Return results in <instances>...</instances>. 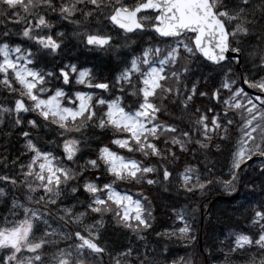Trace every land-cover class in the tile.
I'll list each match as a JSON object with an SVG mask.
<instances>
[{
	"label": "snow or ice",
	"instance_id": "6c2138e0",
	"mask_svg": "<svg viewBox=\"0 0 264 264\" xmlns=\"http://www.w3.org/2000/svg\"><path fill=\"white\" fill-rule=\"evenodd\" d=\"M54 21L75 25L87 47L117 55L113 28L122 30L126 40L127 34H147L155 46L150 41L143 49H131V58L121 60L123 70L112 83L73 63L41 69L40 60L57 54L66 35L53 34ZM13 36L27 46L14 43ZM242 57L253 65L251 74L241 77L251 92L236 87L233 78L232 65ZM198 61L228 68L215 91L206 85L201 90L200 81L191 79ZM73 78L83 88L73 90ZM95 90L100 94L94 98ZM4 93L9 106L0 104V121L6 118L21 129L24 143L16 159L0 157V198L7 208L0 217V264H104L105 255L111 264H192L184 257L169 261L149 248L146 239L154 232L165 253L173 239L195 240L184 213H175L183 226L174 222L171 229L156 231L147 197L121 191L119 185L171 184L173 171L163 166L161 180L152 158L176 163L190 145L208 152L217 140L229 144L230 179H209L189 162L178 173V191L203 195L219 184L232 192L253 161H259L264 175V0H0ZM197 96L216 103L194 107ZM132 97L126 106L124 101ZM169 100L190 112L186 129L160 120ZM221 104L223 110L217 111ZM50 128L60 138L54 141L57 152L32 136V130ZM97 136L109 143L100 141L93 150L92 137ZM215 147L221 150L219 143ZM17 190L23 198L13 194L8 207L6 197ZM109 216L130 244L133 237L144 241L142 252L139 246L120 251L101 244ZM250 222L258 230L233 232L230 247L221 249L223 264H233L234 254L245 257L243 264H264V201L252 208Z\"/></svg>",
	"mask_w": 264,
	"mask_h": 264
},
{
	"label": "trees",
	"instance_id": "16d2710c",
	"mask_svg": "<svg viewBox=\"0 0 264 264\" xmlns=\"http://www.w3.org/2000/svg\"><path fill=\"white\" fill-rule=\"evenodd\" d=\"M93 23L95 24V21H93ZM105 23L109 25V22ZM63 25L69 28L67 37L63 39L62 44V46H65L64 50L66 51V55L59 57L55 54L54 56L48 55L44 57L39 62V67L41 69H44L45 64H47V70H52L58 64L73 63L84 68L92 69L94 76H100L99 69H101L103 66L108 67V72H113L115 70L122 71L123 64H121V60H123L125 56H128L129 59L131 58V49H143L144 47L148 46L150 41L153 46H155V40H152V38L147 34H127L130 39L126 40V34L117 30L119 34L117 33L115 35L114 40L116 44L120 46V55H117L115 51H102V53H93L92 51L86 52L80 37L75 34L76 26L69 24ZM84 30L85 29L83 27L79 29V31ZM112 32H114V28ZM12 38L16 37L13 36ZM23 42L25 46H27L28 42ZM161 46L163 47V45ZM182 63H187V61H182ZM252 67L253 65L251 60H246L243 57L240 72L235 69L234 64L232 65V70L235 74L233 78L237 81L236 87H243L247 91L251 92V89H248L246 84H243V82L241 83V77L251 74ZM227 72V67L221 70L215 66L198 61L192 65L191 79L193 81H200L201 90H205L204 86L206 85L208 89L215 91V88L219 87L220 81L224 79V73ZM107 78L109 83L113 82L112 80H109V77ZM65 87L67 90V86ZM78 88H83V86L77 85L73 82L72 89L75 90ZM103 95L107 97L109 96V93H103ZM134 100L135 98L132 97L130 99H126L124 103L126 106H130ZM215 103V101H209L207 97L201 98L197 96L194 107L203 108L204 106H212ZM0 104L9 106L6 93L0 94ZM163 107L166 108V112H162L160 114V120L162 122H173L181 129H186L189 127L188 116L190 112H185L182 107L173 103L171 100L167 101ZM216 110L222 111V104L218 105ZM32 118L33 114H28V119ZM37 119L39 118L37 117ZM24 126L26 127V130H29V126ZM7 128H10L13 132L15 129H18L5 118L3 121H0V135L6 133L5 129ZM14 136L15 139H20L23 145L24 141L21 136V132H17V134L14 132ZM32 136L33 139L40 144V146L49 148L54 152L58 151L54 141L60 138L53 128L39 133L36 130H32ZM235 139L236 137L233 136V143L235 142ZM92 140L93 150H95L96 143H99L100 141H103V143H109V141L104 139L102 136L92 137ZM216 143L221 145V150L222 148H226L224 161L221 163L220 167H216L214 165V155L219 153L215 147ZM160 146L163 147V143H161ZM189 148L190 151L188 153L182 154L176 163L161 162L157 158H152V166L159 168V176L161 180L163 166H167L172 171V167L174 165H179L178 171L175 173L173 172V182L171 184L157 183L151 186L147 185L146 183L135 186H125L124 184H120L119 189L130 191L134 195L137 193H142L144 197H147V201L150 202L148 206L154 210V216L156 217V231H163L165 228L171 229L174 225V222L176 226H183L179 223V221L176 220L175 213H184L188 223L192 226L193 231L191 235L195 236V240L182 243L173 239L172 241L167 242L168 252L174 249L179 255H181V257H184L186 260H190L192 264H203L204 257L207 259V264H223L224 251L230 247L229 241L234 239V237L231 235L233 232H243L245 234H250L252 231L258 230L252 228L250 217L251 210L257 204V202L264 201V179L261 180L253 178V174H260L259 161L249 162L250 166L241 172V179L235 183V190L232 192L225 191L222 185L214 184L203 195L200 192H196L194 194L186 193L177 190L176 179L178 178V173L183 171L184 167L189 162L198 167L201 174L207 176L209 179H213L214 181L216 178L221 180L224 178L230 179L228 175L229 169L227 167V162L230 160L228 142L217 140L212 145L211 150L208 152H204L203 150L195 151V145H190ZM176 150L177 152L179 151L178 149ZM193 152H195V159H193ZM2 156H8L10 159H16L18 156H20V153L14 147H2L0 143V157ZM137 158L140 159L141 157H139L137 154ZM20 159L23 161L24 157H20ZM209 169H211V172L208 171ZM0 187H3V185H0ZM5 191L8 192V188H6ZM13 194L21 199L23 198V193L19 190H17L15 193L9 192V195L6 197L8 200V207L11 206V198ZM4 199L5 198H0V217H3L7 211ZM216 205H218L220 209L222 208L221 212L223 214L220 213V211L216 212ZM226 208H230L232 210L229 212H223ZM214 213L220 215V222L228 225L225 227L222 226L223 228L218 233V238L214 244H208L206 242L204 232L209 227V225H211L212 216L215 215ZM228 218H232V221H227ZM106 223L108 228L107 231L102 232L101 244L106 245L109 249H118L120 251L124 250V246H139V250L141 252L143 251L144 241H136L133 237L130 244L129 236L125 235L123 230L116 229L114 227L110 216L107 218ZM107 232H110V235L113 236L116 245L115 247H110L103 240ZM199 237L202 240L201 244H198ZM146 239L148 242V247L155 248L157 254L162 256L168 253L164 252V242H161L159 245L156 243L157 237L155 236L154 232H150ZM221 242H223V244ZM186 244H189L190 247L186 246ZM222 248L224 251L221 250ZM113 255H115V251L113 252ZM244 259L245 257L240 254H234L233 256V262L235 263L239 262V264H243ZM104 264H111V261L107 255L104 256Z\"/></svg>",
	"mask_w": 264,
	"mask_h": 264
},
{
	"label": "bare ground",
	"instance_id": "6f19581e",
	"mask_svg": "<svg viewBox=\"0 0 264 264\" xmlns=\"http://www.w3.org/2000/svg\"><path fill=\"white\" fill-rule=\"evenodd\" d=\"M55 32H64L66 34L64 37L66 38L67 37V33L69 32V28L67 26L63 25V24H56V27L53 29V34H55ZM107 69H108L107 66L101 67V69H99V75L100 76H98V75H95V76H97V77H103L104 76L103 78L106 79V82H108V80H107L108 78L107 77H109V80H112L114 82L116 76L119 75L120 71L119 70L118 71L115 70L113 72H108ZM5 130H6V133L0 135V143H1L2 147L3 146L4 147L8 146L9 148L14 147L17 151H19L20 147L22 148L23 145H22V142H21L20 139H15L14 132L17 134V132H21V129H19V128L15 129L14 132L10 128H7ZM23 130H26L25 126H23ZM225 152H226V148H222V150H220L219 153L214 155V165L216 167H220L221 163L224 161ZM178 166L179 165L177 164V165H174L172 167V171L174 173L176 171H178ZM253 178L263 180L264 179V175L255 173V174H253ZM221 209H220V207L218 205H216V212L220 211V213H222ZM230 210H232V209L226 208L223 212H229ZM6 214H7V211L5 212L4 215H6ZM214 214L215 215L212 216L211 225H209V227L204 232V236H205L206 242L208 244H214L215 241L218 238V233L221 231V229L223 227L228 225V224H223V222H220V215L219 214H217V213H214ZM227 221H229V222L232 221V218H228ZM238 233H240V232H238ZM110 234H111L110 232H107L105 234V238H103V240L110 247H115L116 246L115 245V241L113 239V236L110 235ZM198 241H199L198 244L202 243V240L200 239V237H199ZM186 246L190 247L189 244H186ZM183 250H184V246H183ZM180 253L182 254L181 251H180ZM166 255L168 256V260L169 261H171L174 258L181 257V255H179L178 252L176 250H174V249L170 250ZM203 264H207L206 257H204ZM233 264H239V262H237V263L233 262Z\"/></svg>",
	"mask_w": 264,
	"mask_h": 264
},
{
	"label": "water",
	"instance_id": "95a60500",
	"mask_svg": "<svg viewBox=\"0 0 264 264\" xmlns=\"http://www.w3.org/2000/svg\"><path fill=\"white\" fill-rule=\"evenodd\" d=\"M236 66H237V68H239V66H240V63H239L238 65L236 64Z\"/></svg>",
	"mask_w": 264,
	"mask_h": 264
}]
</instances>
